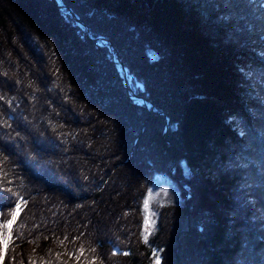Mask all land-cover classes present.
I'll return each mask as SVG.
<instances>
[{"label":"trees","instance_id":"trees-1","mask_svg":"<svg viewBox=\"0 0 264 264\" xmlns=\"http://www.w3.org/2000/svg\"><path fill=\"white\" fill-rule=\"evenodd\" d=\"M58 2L0 0V223L27 202L2 264H264L261 0Z\"/></svg>","mask_w":264,"mask_h":264},{"label":"rangeland","instance_id":"rangeland-1","mask_svg":"<svg viewBox=\"0 0 264 264\" xmlns=\"http://www.w3.org/2000/svg\"><path fill=\"white\" fill-rule=\"evenodd\" d=\"M55 1L59 4L58 0H55ZM61 7H64V6H61ZM68 10L71 11L70 14L72 16L76 17L77 20L81 24L85 25L84 22L77 17V12L75 10L72 11V9H70V8ZM103 24L105 26H107L109 23L104 21ZM103 36L104 35L100 34L98 36V39L100 41L107 40ZM107 42H108V40H107ZM109 46L113 50V52H115V55L113 57H118V59H119L118 64L122 68H124L125 62L118 55V52L114 48V45L110 42ZM252 48L255 49L254 47H252ZM130 78H132V80H134V82L137 86L136 88L140 89V93L143 95V97H146L145 96V93H146L145 83H143L139 79H138L139 83L136 82L135 79L133 78V75L132 76L130 75ZM127 81L129 83V85L127 86L128 91H129L130 95L132 96L134 103L136 105H142L144 103L148 104L149 102L147 100H144L140 97H138L139 100L136 99L135 90L133 89L131 82H129L128 79H127ZM19 93H20V97L26 98V95L24 92L20 91ZM140 100H142L143 102ZM11 106H12L13 110L18 111V110H21L22 105L20 102L12 100ZM8 141H10V140H8ZM22 143H25L24 139H22ZM49 144H51V142ZM153 157H154V154H153ZM175 169H176V167L172 166L171 170L168 174L163 173V172H154L152 175L151 182L149 183V189H148L147 195L144 199V205H143V209L146 212V221H145V226H144L145 228H144V232H143V237H144V240L146 237V240H145L146 242H147V239L151 236V234L154 232V230L156 228V220H158L160 208H162L163 206L169 207V206H173L176 204H181L183 202L182 196L187 191V189L185 187L186 184L180 180V177H179L180 173H177L175 171ZM186 171H188V170H186ZM186 171L184 168V176L185 177H186V175H185ZM182 175H183V171H182ZM258 180H259V178H258ZM262 186L264 187V184ZM146 203H147V207L145 206ZM157 259H159L160 263L162 262V259L160 258V256L156 255L155 259H154V264H156ZM21 264H25V263L21 262Z\"/></svg>","mask_w":264,"mask_h":264},{"label":"snow or ice","instance_id":"snow-or-ice-1","mask_svg":"<svg viewBox=\"0 0 264 264\" xmlns=\"http://www.w3.org/2000/svg\"><path fill=\"white\" fill-rule=\"evenodd\" d=\"M26 203L27 202L24 201L23 198H20V202L16 203L14 210L10 214H8L11 216V219H8L7 216H5L3 223H0V228L6 229V232H0V245L3 246L2 248H0V264H2L4 255L7 252L8 245L12 242V225L22 211L21 205L23 204L24 206H26ZM145 206L147 207V203ZM92 264H95V260L92 261ZM156 264H160L159 259H157Z\"/></svg>","mask_w":264,"mask_h":264},{"label":"water","instance_id":"water-1","mask_svg":"<svg viewBox=\"0 0 264 264\" xmlns=\"http://www.w3.org/2000/svg\"><path fill=\"white\" fill-rule=\"evenodd\" d=\"M126 84L129 85L128 81H126Z\"/></svg>","mask_w":264,"mask_h":264}]
</instances>
